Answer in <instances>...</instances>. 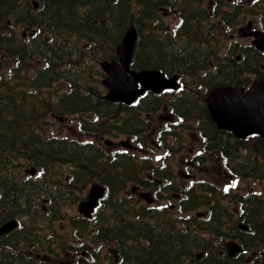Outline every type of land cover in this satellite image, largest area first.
<instances>
[{"label":"trees","instance_id":"1","mask_svg":"<svg viewBox=\"0 0 264 264\" xmlns=\"http://www.w3.org/2000/svg\"><path fill=\"white\" fill-rule=\"evenodd\" d=\"M30 1L0 0V66L11 62L9 80L20 78L24 72L26 82L25 86L18 88L11 87L9 81V86L4 85L9 87L7 93H0V224L15 215L27 214V219L16 231L0 237V264H47L22 253L28 252L26 247L41 250L43 245L46 251H52L48 245L50 242L41 241L40 232L35 230L40 215L38 211L31 213L32 195L27 193L41 188L38 185L40 182H34L33 178L18 179L16 167L20 158L40 170L43 182L46 180L47 184L54 183L57 178L62 181L63 174L58 169L64 164H71L67 184L69 192L97 177L108 186L110 196H113L128 180L136 178L135 171L127 168L132 161L129 157L123 155L117 162L109 163L96 145L86 144L76 136L46 137L34 127L41 125L50 113L61 116L96 113L115 121L123 112L131 110L124 105L106 102L99 96H87L92 89L85 84L89 83L86 75L73 74L72 68L87 57L100 53L104 45L110 47L120 40L132 20L130 8L133 3L140 5L138 18L141 22L146 0H39L41 4L37 11L32 10ZM199 13L200 18L206 17L201 10ZM137 24L141 30L140 24ZM18 26L27 32H36L32 37H18L14 32ZM145 44L144 40L140 43L142 48ZM62 66H69L71 77L62 75ZM148 66L146 59L142 62L135 57V68ZM31 68L33 74L28 76ZM58 80L69 81L71 88L52 105L51 99H42L39 93ZM106 107L114 111H103ZM88 129L93 131L95 127L89 125ZM127 170L130 172L128 176ZM122 172L126 176L121 175ZM58 183L63 184L64 181ZM52 203L59 202L54 199ZM103 204L110 208L109 218L112 220L93 227L90 233L87 220H82L80 225L75 224L85 232L87 243L99 240L116 242L122 259L129 264L185 263V241L182 238L185 234L181 231H172L174 228L171 225L161 221L156 225L145 223L143 218L137 219L142 212H135L137 217L124 212L126 209L120 202H113L112 197L106 198ZM59 212L56 208L49 221L58 220ZM155 215L149 213V216ZM262 226L264 229V222ZM70 244L75 249V243ZM90 252L89 260L79 256L76 264L97 263L98 255L93 250ZM220 260L208 255L193 260L192 264H223Z\"/></svg>","mask_w":264,"mask_h":264},{"label":"flooded vegetation","instance_id":"2","mask_svg":"<svg viewBox=\"0 0 264 264\" xmlns=\"http://www.w3.org/2000/svg\"><path fill=\"white\" fill-rule=\"evenodd\" d=\"M262 1L264 0H246L243 4L246 8L248 5L251 7L250 5L261 4ZM258 13L255 16H251V18H257L262 21L261 14ZM181 19V15L177 18L175 17L174 26H177ZM260 21L258 22L261 23ZM253 25V31L264 30L262 24H257L253 21ZM182 27L179 23L175 33L183 32ZM166 38L168 39L169 37ZM250 38L252 42L237 45L238 48L235 47V49H232L230 44L223 45L222 51L224 55H221V51L213 54V50L199 46L188 36H186L184 44H177V41L169 44L164 43L163 48H160L158 52H154L151 49V45L146 48V55L150 58L154 57L152 53L168 57L171 50L176 53L181 47L180 60L168 62L167 59L158 58V65L168 78H171L177 72L175 71L176 69L173 70L176 64L183 65L184 67L181 69L185 71L186 75L183 76L180 72L175 75L179 76V82L182 84L186 82L193 83L192 87L185 85L181 88L182 90L188 87L193 91L189 95L186 94L188 100L191 101V108H189L190 105L185 103L179 105V107H187L185 114L189 118H194L198 115L195 124L190 125L191 130H187L190 133L189 135L192 136L193 144L196 147L199 146L197 151L189 149L190 153L187 154V158L190 159L189 162L192 163V169H196L190 181L192 182L190 187L192 193L194 195L200 193L205 183L210 184L211 190L219 191L214 184L199 180L197 172L200 167L199 163L206 159V161L211 160L212 167L218 175L226 178V181L219 183L220 186H226L229 189L230 186L228 184H234L235 192L241 195V198L250 197L254 205L253 207L245 204V207L250 206L245 208L238 203L237 207L234 208L230 203L229 207H226L211 203L209 200L206 203L197 204L208 209L205 210V217L210 220V223L217 221L219 224L217 228L218 234H214L213 226L203 231V234L205 235L206 232H209L212 235V239L205 236V242L213 249L214 256H220L216 258L223 257L220 260L223 264H238L240 261H242L241 264H264V229L262 226L264 222L262 218L264 193L255 189H247L246 186L241 184L242 180H264V137L259 134L258 130L261 116H258L257 110H252L249 114H238V122L236 124H222L219 122L220 116L213 113L208 106L210 92L218 87H242L244 92H248L253 89L256 81L264 82V52L259 51L253 45L254 38ZM210 55L212 56L209 60H205ZM153 61V59L146 60L150 65L153 64ZM203 61L210 67L212 73H207V76L203 77L198 74L192 76V69ZM171 91L166 89L162 94L152 96L154 101L159 97L163 99L164 110H162L161 114H155L149 109L146 110L147 123L150 129L156 126L158 121L172 122L175 120L174 114L169 110L178 108L180 98L177 93ZM261 103V100H259L257 105ZM158 132L159 130L154 127L151 133V142L153 144H155ZM180 135L182 137L185 136L183 133H180ZM183 189L187 190V187ZM196 199L199 200L200 197L196 196ZM235 201L231 199V202ZM259 207H261V210L257 211L256 208ZM221 208L223 213L219 215L218 211ZM234 243H237L241 249L238 251L239 253L232 257L230 256L232 252L231 245ZM227 258L233 259V261Z\"/></svg>","mask_w":264,"mask_h":264},{"label":"rangeland","instance_id":"3","mask_svg":"<svg viewBox=\"0 0 264 264\" xmlns=\"http://www.w3.org/2000/svg\"><path fill=\"white\" fill-rule=\"evenodd\" d=\"M114 1V0H111ZM222 2H227L226 0H223ZM240 2V0H231L229 3L230 4H235ZM206 7L208 6V3L206 2L204 4ZM241 6H243V4L240 3ZM213 5H211V10H212ZM245 7V6H243ZM222 9L224 11H231L229 6L223 5ZM249 13L251 12V14H247V12L245 10H241V14L238 18H235V22L233 25H231L230 27H228L226 30H220L217 26H221L220 23V19H213V21L211 23H209V25H212L210 28V33L214 36L215 40H214V44L217 45L219 44L221 47L225 44H229V43H235L238 45H244V44H248L251 41V38H243L239 33L238 30L239 28L243 27L246 25V23L249 20H252L254 22H256L257 24H259V20L256 18H251V16H254V12L256 10V12L259 13L258 14H262V17H264V3L259 5V6H254V9L249 8ZM171 10V9H170ZM137 15V14H135ZM134 15V16H135ZM175 17L176 14L175 13H163L160 12V21L164 26V32H169L171 31V29L174 27V21H175ZM246 19V20H245ZM154 28V25H153ZM15 34L18 37L22 36L23 30H21V27H17L16 29H14ZM26 32V31H25ZM142 34L144 35V37L148 36L146 33V27L145 25H143V29H142ZM205 38H206V34H205ZM179 44V43H177ZM180 48V47H179ZM105 50H108L109 52L112 51L111 46L104 47ZM99 56L96 57H90L88 58L83 64L81 65H76L74 68H72V70L74 71V74L78 75L81 74L83 70H88V73L84 74L86 76H89L90 78H92L89 82L91 84H93L94 86H97V82L98 79L101 80V75H99V71H100V66L99 63L97 61V58ZM209 60V58H208ZM6 64V63H4ZM4 64L0 70V78L3 77V75H5L6 77L8 76V66ZM90 72V75H89ZM207 73H212V71L210 69H207L206 71ZM196 73H198L201 76H205L204 71H196ZM33 74V68L30 69L29 71V75L32 76ZM186 75V74H185ZM184 75V76H185ZM68 89L67 86L62 85V84H56L54 86L53 89L49 90V91H45V93L48 92H54V96L57 93H60L64 90ZM98 89L101 90L100 86L98 85ZM6 88H4V93L6 92ZM178 96L180 98H183L185 100V102L187 104H189L191 101L188 100L186 93L184 92H180L178 94ZM20 99H18L19 101ZM86 119H92L94 116L92 115H84L83 116ZM127 115H123L121 116V118H119V123H122L125 119H127ZM147 120V118H145ZM81 120V116H70L67 117L65 120L60 121L57 118H52L50 115L45 117V119L43 120V123H41L42 125L40 126V129L44 130V132L48 135H62V136H67L69 137L70 135H78V132L80 131L79 129V123ZM177 121V117H175V120L172 121L176 122ZM196 122L194 118L190 117V119H186V121L184 122V126H177V127H173V128H179L178 129V134L183 133L185 134V136H183L181 138V142H175L173 141L172 138L168 139V141L171 143V145H173V149H172V155L168 158V163L171 164L173 172L175 173L174 175H170L171 176V183L172 185H178V187H184L185 185H188L189 182L191 181L192 178V174L196 172V169H192L191 164H190V159L187 158V154L190 153L189 149H193L194 151L199 149V146H195L193 144L192 141V136L189 135L190 133H188L187 130H191V128H189L190 125H194ZM100 123L105 124L107 126V132L106 133H98L95 134L94 136H92L91 134H88L85 132L83 139L84 140H92L94 141L98 146L101 147V149L105 152L111 153L113 150L118 149L120 147L119 143L122 141H131V138L129 137V134H123L120 133L117 129L113 128L112 122L108 119H106L105 121H102V119L100 120ZM162 121H158L156 123V127L157 130H159V128L161 129L162 125H161ZM164 127V124H163ZM144 131V130H143ZM143 131L141 132V139L143 141V145L144 147H147L146 144L150 145V142L152 140V137H150L147 132L143 133ZM187 134V136H186ZM81 137V136H80ZM109 142V143H107ZM137 144L138 142L135 141ZM133 142L134 145H136V143ZM163 151L161 149H157L155 150L151 155L154 157L156 154H162ZM211 160L207 162H204V164H201V166L198 169V177L199 180L201 181H206L208 183H212L214 184L218 190L220 191H215V197L214 199H217L218 201V205H224L226 207H229V200H223L222 197L224 196L223 194V188L222 186L219 185V183L226 181V178L224 176H220L216 173V170L212 167V163L210 162ZM21 164H19V167L17 168L18 170V174L19 177H24V178H28L26 177V175H28V173H26V169L28 168L29 164H24L22 166H20ZM61 171L64 173L65 177L67 178L68 175L70 174V166L69 165H64L61 167ZM191 172V174H190ZM39 176H36L35 179H38ZM94 183V182H93ZM43 185V189L50 191L51 188L53 187V185H48L47 181L45 180L43 183H41ZM242 185L246 186L247 189H255L258 191H261L264 193V180L260 181V180H242L241 182ZM133 184L128 185V189L126 192L130 191V188ZM90 185L88 186L86 192L84 190L79 191V190H75L72 193L69 192L68 195V191H66V199L64 201V205H62L61 207V218L60 220L54 222L51 227L49 228L48 231H43V234L45 236L50 237L51 239L54 240V242L52 243V247L55 249V251H58V249H61L63 246L65 247V257L62 256H56L54 260H51L52 264L53 262H58V263H72L74 261V256L69 255V248H68V244L71 243H75V242H85L86 240H88V237H86L85 232L81 229V228H77L75 226L76 221L80 220L81 215L79 214L78 211V204L79 201L83 199L84 196L87 195L88 189H89ZM45 198V197H44ZM210 201H212V199L210 197H208ZM43 199V198H42ZM173 203V200H171ZM36 204V201L35 203ZM156 205L159 204H166V202H156L154 203ZM176 204V203H174ZM40 205H43L40 203ZM46 208L51 207V205H46ZM233 207H237L236 204H233ZM34 208V207H33ZM203 207L198 209L197 211H194L190 214H196L199 211H202ZM104 212H106V209L103 210L102 208L99 210V214H100V218L102 219L103 217H105ZM171 214L173 216L180 215L175 209H173L171 211ZM188 216V215H187ZM95 220V219H94ZM93 220V222H94ZM206 220V219H205ZM91 224H94V223ZM96 222V221H95ZM203 225V224H202ZM79 231V233H78ZM208 238L212 239V235L209 232H206V235ZM227 243V242H226ZM225 243V245H226ZM63 245L62 247H60V245ZM116 246L113 244L107 245V244H103L101 246V244L99 245H95L92 244V248H87L86 251H89V249L91 250H99V255L100 256H107V255H113L112 254V250L115 249ZM64 254V253H63ZM87 255H89L88 253H86ZM35 257L36 256H41L43 257L42 254H39L37 251L36 253L33 254ZM70 256V257H69Z\"/></svg>","mask_w":264,"mask_h":264},{"label":"water","instance_id":"4","mask_svg":"<svg viewBox=\"0 0 264 264\" xmlns=\"http://www.w3.org/2000/svg\"><path fill=\"white\" fill-rule=\"evenodd\" d=\"M36 6L38 4L36 3ZM251 26L244 30L245 36L250 34ZM137 41V30L131 26L124 35L121 43L117 47L120 62L104 61L102 68L108 74L103 83L109 88L105 99L111 102H125L130 104L146 90L160 92L164 88H177L176 77L166 80L159 70L131 71L130 63L132 60L135 44ZM255 44L264 50V35H257ZM141 86L142 88H139ZM259 100L261 104L257 105ZM209 107L213 113L220 116L222 124H236L238 114H249L252 110L261 116L258 130L264 135V83L256 82L254 90L243 93L241 88L223 87L215 89L208 98ZM252 104V105H249ZM35 170H32L34 174ZM105 189L99 184L93 185L90 190L88 200H84L79 205L81 213L90 217L94 208L98 205V200L103 196ZM18 226L16 220L4 223L0 227V236L8 233Z\"/></svg>","mask_w":264,"mask_h":264}]
</instances>
